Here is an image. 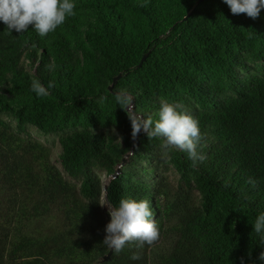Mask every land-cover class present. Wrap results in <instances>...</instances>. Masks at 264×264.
<instances>
[{"label": "trees", "instance_id": "trees-1", "mask_svg": "<svg viewBox=\"0 0 264 264\" xmlns=\"http://www.w3.org/2000/svg\"><path fill=\"white\" fill-rule=\"evenodd\" d=\"M197 1L74 0L44 38L0 22V264H264L252 228L264 212V9L253 20ZM33 79L54 83L47 97ZM162 101L198 120L203 162L143 131L132 150L129 117L155 121ZM29 127L59 136L60 167ZM162 166L180 176L175 195ZM121 198L149 202L160 238L104 261L102 201Z\"/></svg>", "mask_w": 264, "mask_h": 264}, {"label": "clouds", "instance_id": "clouds-1", "mask_svg": "<svg viewBox=\"0 0 264 264\" xmlns=\"http://www.w3.org/2000/svg\"><path fill=\"white\" fill-rule=\"evenodd\" d=\"M228 6L233 15L245 14L253 20L260 16L264 9V0H222ZM74 0H0V22L9 33H24L31 29L41 38L53 33L63 25L68 18L74 17ZM52 70V66H49ZM54 83L49 81L47 87L38 79H33L30 90L37 98L47 97L49 89ZM115 102L120 108H125L132 103V97L121 91L116 94ZM154 121L151 116L129 117L132 127V138L135 139L141 131L145 132L149 139H160V147L167 154L176 149L187 154L193 163L206 158L200 151L203 147L204 136L200 130L198 120L185 112L179 104L162 101ZM255 187L256 180L249 177L246 181ZM106 186V185H104ZM104 189V188H103ZM105 192V191H104ZM109 207V206H108ZM110 221L105 227L103 245L113 253L119 254L126 246L143 249L145 245L151 246L160 238V230L155 220L154 212L147 200L121 198L114 208H109ZM253 232L264 243V212L258 214L252 224ZM141 259L139 251L133 252L130 260ZM264 262V252L259 257Z\"/></svg>", "mask_w": 264, "mask_h": 264}, {"label": "rangeland", "instance_id": "rangeland-1", "mask_svg": "<svg viewBox=\"0 0 264 264\" xmlns=\"http://www.w3.org/2000/svg\"><path fill=\"white\" fill-rule=\"evenodd\" d=\"M131 108L132 107H130L129 110H131ZM3 118L7 122H11L13 125L15 124V122H13L10 118H8V117H3ZM27 131H28V134L31 135L32 138L38 139L39 141H41L47 147L50 148V150L52 152L53 163L56 164L58 167H60L59 155L61 153V145L59 142V136L58 135H42L35 128H32V127H29L27 129ZM139 145H140V143L138 144V146ZM132 154L133 153H129L124 158V161L122 162L121 167L129 162V159L131 158ZM99 174H100L103 185H106L107 182L109 181V177L107 175H105L104 172H99ZM158 175L166 178V182H167L168 187L171 190L172 194L175 195L180 190V186H181L180 176L172 168L166 169L164 166H162L160 169H158ZM65 177L68 181H71L73 183H77L75 180L67 177L66 175H65ZM102 208H103V211L105 212V218L108 221H110V216L108 215V212H109V208H113V207L110 206L105 200H103L102 201ZM157 252H161V250H157Z\"/></svg>", "mask_w": 264, "mask_h": 264}, {"label": "water", "instance_id": "water-1", "mask_svg": "<svg viewBox=\"0 0 264 264\" xmlns=\"http://www.w3.org/2000/svg\"><path fill=\"white\" fill-rule=\"evenodd\" d=\"M204 0H198L197 1V3H196V5H195V7H198L199 5H200V3L201 2H203ZM189 16V15H188ZM188 16L187 17H185L184 18V20H187V18H188ZM148 58V54H146L143 58H142V60H141V62H140V64H139V66H142V64L146 61V59ZM121 77V75H119L118 77H116L115 79H114V82H113V84L110 86V90H112L113 88H114V86L116 85V83H117V81H118V79ZM138 144H139V141H138V138L136 137L135 139H134V141H133V146H132V150L133 149H135L137 146H138ZM114 176H116V175H114ZM106 190V186H104V191ZM112 250H110V252H109V254L104 258V261H107L109 258H110V256L112 255Z\"/></svg>", "mask_w": 264, "mask_h": 264}]
</instances>
